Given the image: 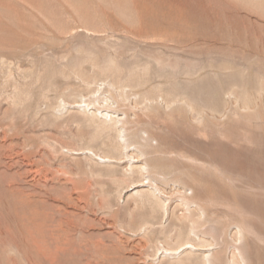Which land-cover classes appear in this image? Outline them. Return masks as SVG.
Listing matches in <instances>:
<instances>
[{
	"label": "rangeland",
	"instance_id": "374dc122",
	"mask_svg": "<svg viewBox=\"0 0 264 264\" xmlns=\"http://www.w3.org/2000/svg\"><path fill=\"white\" fill-rule=\"evenodd\" d=\"M0 264H264V0H0Z\"/></svg>",
	"mask_w": 264,
	"mask_h": 264
},
{
	"label": "bare ground",
	"instance_id": "6f19581e",
	"mask_svg": "<svg viewBox=\"0 0 264 264\" xmlns=\"http://www.w3.org/2000/svg\"><path fill=\"white\" fill-rule=\"evenodd\" d=\"M77 106H79V105H77ZM110 120H111V119H110ZM111 121H112V120H111ZM111 121H110V122H111ZM188 248H189V247H185V249H188Z\"/></svg>",
	"mask_w": 264,
	"mask_h": 264
}]
</instances>
